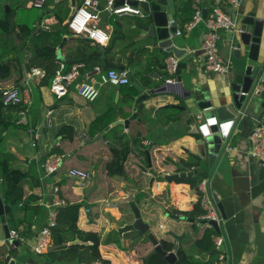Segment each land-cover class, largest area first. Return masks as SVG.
I'll list each match as a JSON object with an SVG mask.
<instances>
[{
    "label": "crops",
    "instance_id": "crops-1",
    "mask_svg": "<svg viewBox=\"0 0 264 264\" xmlns=\"http://www.w3.org/2000/svg\"><path fill=\"white\" fill-rule=\"evenodd\" d=\"M23 1L26 7H32L31 0ZM76 1L78 6L83 0ZM185 1L182 12L179 10L181 0H174V17L180 30H184L183 26L187 24L184 19L187 14L195 13V5L202 11L207 9L209 15L212 14L214 7L232 14L236 13L225 0ZM16 2L17 0H12V4H9L10 9L11 6L16 8ZM105 2L106 0H101L102 5ZM66 4L71 7V0H48L49 11L43 15L51 22L47 30L58 28V20L52 14L53 8L56 6L64 8ZM3 10L7 12L4 8ZM251 11H256L257 17L264 15V0H242L237 13L245 14ZM70 15L71 11L66 20ZM144 21L142 14H124L109 16L105 23L101 21L99 24L109 33V42L116 36L113 43L114 54L126 65V70L132 75L134 82L150 95L148 100L139 104L137 111H134L135 101L130 96L137 97L140 92L131 79L129 84L114 85L100 82V75L107 70L90 76L93 70L103 65L102 57L112 61L98 47H105L109 42L102 46L72 32L66 35L64 37L66 41L63 40L59 45H62L61 55L65 60L62 61L59 57L58 59L60 63L66 62L68 68L77 63H83L84 66L80 68V75L70 85L69 92L64 97L57 98L52 92V80L43 84L44 79L40 83L27 79L30 72L27 69V62L32 58V51L27 46L23 51L25 70L22 78L17 83L14 78L0 81V88L17 87L22 92L24 88L29 87L32 90V98L24 107L28 110V123L22 125L16 122L20 115L14 112L12 107L10 111L14 123L4 131L0 139V161L5 165V171L0 172V196L5 206L9 207L5 214L6 221L3 222L0 217V264L3 253L6 252V256L9 257L8 262L12 258L6 226L9 231L14 229L19 233L25 232L22 233L24 239L21 245L15 251L18 252V264H42L45 263V258L55 264H70L57 261L49 251L42 255L33 251L35 236L48 225L51 213L54 210L58 211L60 206L80 203L82 206L79 210L78 227L85 232H98L105 239L111 233L110 228L114 223L123 224L130 219L133 220V217L129 218L131 212L128 203L114 202V199L126 195L125 185L138 188L145 193L146 200L138 203V206L146 216L148 213L154 214L156 217L154 229L160 236L172 231L181 236V239L171 236V240L177 246L185 248L194 259L213 258L214 255L200 251L196 245V240L202 237L207 226L197 232V222L175 220L168 216L179 215L176 211H193L201 198L198 186L196 188L192 183H181L178 180L167 185L163 179L157 178L152 191L149 192L152 176L142 172L139 164L147 166L149 154L156 171L178 172L176 162L187 157L184 148L192 149L194 146V140L189 133L193 128L192 123L197 120V114L202 112L192 108L191 112L194 115L191 113L184 116L183 110L172 105L184 106L186 101L182 95H187L190 91L196 92L201 99L213 97L214 101L219 103L225 97L231 79L229 76L204 71L205 52L202 48L204 40L202 37L207 28L205 22L201 21L190 32L174 38L176 44L187 52L179 59L177 75L180 83L167 84V80L175 76L167 69V57L170 52L164 48H154L153 41L139 40L145 32L138 24H144ZM18 32L19 28L16 30V43L19 42ZM221 34L223 36L220 41L221 54L225 58L233 59L234 67L230 74L233 75L238 59L234 55L226 32L221 31ZM88 40L91 43H88ZM59 46L56 47L57 55ZM27 52L30 57L27 56ZM84 52L89 53L87 61L74 62L72 65L67 63ZM89 65L93 66L91 71L87 68ZM86 81L94 83L100 90L99 97L94 101H87L78 92V85ZM171 91L179 94H173ZM135 113L137 117L127 126L111 125L117 120L132 118ZM261 120L264 121V116ZM94 122H97L96 127H93ZM106 123L108 125L102 126ZM254 126L250 121L243 129L242 137H239L238 132L233 139L232 170L220 174L219 178L209 182L212 191L224 203L228 216L223 230L227 239L228 264H256L260 259L264 260V165L256 161L249 152L250 135ZM100 133L106 135V140L95 139ZM107 142H111L115 147L108 145ZM126 143L131 148L124 163L126 177L111 176L108 174L107 164L115 157L114 149H121ZM54 155L62 158L63 165L54 174H46L45 162ZM71 169L85 170L90 177L82 179L71 176L69 174ZM205 177L208 179V175ZM257 178L260 180L258 187L251 182ZM233 183L237 188L232 187ZM56 186L59 188L58 197L63 202L60 205L54 204L53 190ZM234 194L237 199L236 204L232 205L230 198ZM138 196L137 194L135 197L136 202ZM161 207H164L165 211ZM203 214L197 218H201ZM30 229L33 234L29 236L27 231ZM127 237L128 234L126 239ZM144 248L141 251L125 252L114 243L101 244L100 253L103 258L110 260L111 264H115V258L119 264H144L143 256L148 254L153 246L149 244ZM194 248L200 252L198 257L194 254ZM126 253L137 257L130 260Z\"/></svg>",
    "mask_w": 264,
    "mask_h": 264
},
{
    "label": "water",
    "instance_id": "water-1",
    "mask_svg": "<svg viewBox=\"0 0 264 264\" xmlns=\"http://www.w3.org/2000/svg\"><path fill=\"white\" fill-rule=\"evenodd\" d=\"M1 4L5 6V10L8 12L10 6L8 0H0ZM124 3V0H118L117 4ZM129 3L138 5L142 14L145 18L144 24H138L145 34L139 38L141 41H153L154 48H164L166 51L173 53L177 58H181L187 50L180 48L174 38L177 36L180 30L174 17L175 3L174 0H147L145 2H137L130 0ZM77 8V1L71 0V16L75 13ZM47 11L45 9L40 10V16H43ZM256 11L248 13H235L233 18L237 20L238 28L226 32V37L231 43L235 57L238 59V65L236 72L230 75V82L225 97L219 103L214 101V98H199L196 92L190 91L187 95H182V98L186 101L184 106L172 105L174 108H178L184 111L183 115L193 114L192 108H197V111L202 112L197 114V120L192 125L193 128L189 135L194 140V146L192 149L186 147L184 152L187 155L185 158H181L176 162L178 172L164 173L158 172L153 168L151 157L148 154L147 166L139 164L142 172L149 173L152 177L149 183L148 191H152V186L157 178L163 179L167 185L179 180L182 177L201 176L205 177L208 175V181L220 177V174H225L232 170V147L231 143L234 142V138L237 133H240L239 137H242V131L246 128L248 123L252 121L255 126L264 124L261 120L264 116V15L257 17ZM110 16L108 11H104L99 14V18L102 22H106ZM209 16L207 9L203 10V17L206 19ZM205 36L203 34L202 39ZM66 38L64 39V42ZM136 43V42H133ZM62 45L57 49L58 57L62 61L65 58L61 55ZM98 55H101L98 53ZM103 65L96 68L91 72L90 76H93L101 71L109 69H117L119 71H125L126 65L122 63H113L106 57H102ZM128 75L133 82V85L140 92L139 96H130L135 101L134 111H137L139 104L142 101H146L150 98L149 93L144 90L143 87L139 86L134 82V78L128 72ZM168 84V83H167ZM7 88H0V94L2 95ZM173 94H179L176 91H171ZM201 115V118H198ZM137 117L136 113L132 115V118L127 120H117L112 123V126L116 124H125ZM254 126V127H255ZM106 140V135L100 133L96 140ZM108 145L115 147L111 142H107ZM202 179V178H201ZM199 179V181L201 180ZM253 185L259 186L260 180H251ZM233 183L232 187L235 189L237 186ZM126 189V195L120 196L114 199V202L128 203L130 206L131 219L123 222V224L112 225L110 230H116L122 244L126 242V235L138 232L141 234V238L136 242V248L134 250L141 251L144 247L149 244L153 246V249L143 256V262L150 255L159 254L164 257L167 264H181L178 260L176 250L167 251L163 248L161 241L167 236H173L175 239H181V236H177L172 231L168 232L164 236H160L157 230L154 229L156 224V217L152 213H148L147 216L143 214L142 210L138 206V203L145 201L144 192L138 188H131L124 186ZM170 190V189H169ZM138 199L136 202V195ZM237 196L234 194L230 198L232 205L236 204ZM217 208L221 215L222 220L220 223L214 220H205L202 218H190L188 216L172 215L168 214L175 220H185L187 222H197L199 232L206 224L212 226L217 232L224 230V223L227 219V212L224 203L216 198ZM9 207L5 206L0 196V217L3 222L6 221V212ZM165 211L164 207H161ZM126 217V214H125ZM148 217V218H146ZM6 231L9 234V228L6 226ZM38 234L35 236V240ZM132 243L134 239H130ZM11 248H18L22 241L17 239L10 240ZM74 244H88L76 238L68 243L62 244V246L74 245ZM60 247L59 245H52L49 248L51 253L54 249ZM222 251L226 249V244L220 248ZM29 251V249H28ZM18 252L12 255V258L8 264H18ZM92 264H101L95 262ZM256 264H264V260L260 259Z\"/></svg>",
    "mask_w": 264,
    "mask_h": 264
},
{
    "label": "trees",
    "instance_id": "trees-1",
    "mask_svg": "<svg viewBox=\"0 0 264 264\" xmlns=\"http://www.w3.org/2000/svg\"><path fill=\"white\" fill-rule=\"evenodd\" d=\"M185 3V0H181L179 10L182 12H184ZM15 7L16 8L11 6V9L8 12L4 11V13L0 15V81H9L14 78L17 83L19 79L22 78L25 70L23 51L24 47L27 46L32 51V58L27 62V69L31 71L33 66L42 67L46 71V76L42 83L47 84L53 79L55 72L60 65V60L56 54V47L63 42L66 35L72 34L66 22L71 7L66 4L63 6L64 8H58L57 6L53 8L52 14L58 20V28L55 30L40 28L38 24V22L44 18V16H40V10L45 9L46 11H49L47 3L42 7L32 6L31 8H28L23 0H17ZM193 15L194 14L191 12L188 13L184 18L185 21L188 23L193 18ZM17 28H19V32L17 33L19 42L16 43ZM115 37L112 38L107 46L98 47L104 55L111 58V62L119 63L120 58L116 57V54H114L115 51H113L115 47L113 44ZM88 43H91V41L88 40ZM88 54V52H84L73 58L71 62L67 63L72 65L74 62L87 61ZM87 68L91 71L93 66L89 65ZM15 76H18V78ZM12 107L14 108V112L19 113L25 105H9L5 107L3 103V95L0 94V139L4 131L14 123L11 115L12 112L10 111ZM17 121L18 119L16 122ZM106 125H108V123L102 126ZM96 126L97 122H94L93 127ZM130 151L131 148L127 143L123 144L121 149H114L115 157L107 164L109 175H123L126 177L124 163L130 154ZM3 171H5V165L0 161V172ZM201 178V176L182 177L178 182L192 183L194 187L197 188L199 179ZM81 206L82 204L80 203H70L58 208L57 225L52 232V245H59L60 247L54 249L50 253V255L56 258L57 261H65L70 264H92L95 262L111 264L110 260L102 257L100 253L101 244L114 243L125 252L133 251L136 248V242L142 237L138 232L129 234L123 245L116 230H112L105 239L98 232H85L81 230L77 224ZM176 213L197 219V216L203 214L204 210L201 207L200 201H198L193 211H176ZM22 233L20 232L21 235H23ZM216 233L217 232L213 228L208 227L204 231L202 237L196 240L197 248L200 251L210 253L211 256L214 255L213 258L209 260L194 259L185 248L177 246L175 242L171 240L170 236L165 237L161 243L163 248L167 251L176 250L178 260L181 264H215L221 253V250L217 249L213 242V235ZM32 234L33 232L31 229L27 231V235L30 236ZM76 238H79L83 242H90V244L62 246V244L70 242ZM130 239H134L135 242L132 243ZM15 251L16 249H12L11 254L13 255ZM1 259V264H7L9 257L6 256V252L2 254ZM42 264H55V262L45 258V263ZM116 264H118L117 260ZM144 264H167V262L163 256L154 254L147 257Z\"/></svg>",
    "mask_w": 264,
    "mask_h": 264
},
{
    "label": "built area",
    "instance_id": "built-area-1",
    "mask_svg": "<svg viewBox=\"0 0 264 264\" xmlns=\"http://www.w3.org/2000/svg\"><path fill=\"white\" fill-rule=\"evenodd\" d=\"M118 0H106L105 4H101V0H83L80 5L77 6L75 13L67 20V24L71 32L78 36L86 37L99 45H106L109 42V33L102 28L100 24L99 14L108 11L110 16L118 15H139L142 14V10L138 5L129 3L130 0H124V3L117 4ZM137 2H145L147 0H135ZM234 10L240 8L242 0H225ZM48 0H31V6L42 7ZM195 13L193 18L185 25L184 30H179L177 35H183L190 32L199 22L204 21L207 30L202 44V48L205 52L204 71L209 73H217L223 76H230L231 70L234 67V61L231 57L225 58L221 54L220 41L223 36L221 31H230L238 28L237 20L233 18L232 13L226 12L220 8H213L212 14L206 19L203 17V11L195 5ZM143 15V14H142ZM55 20V19H54ZM55 22H57L55 20ZM51 22L49 19H43L39 27L44 29L50 28ZM28 54V52H27ZM30 57V54L27 55ZM84 66L83 63L73 64L68 68L66 62H61L51 82V90L57 98L64 97L70 89V85L80 75V68ZM179 67V58L173 53H170L167 57V69L175 75L174 78L167 80L168 84L180 83L177 75ZM46 76V71L39 67H33L27 74V79L35 80L40 83ZM100 82L102 84H114V85H126L130 83V77L128 71H119L117 69H109L100 75ZM79 94L87 101H94L100 95V90L92 82H81L78 85ZM32 98V90L29 87L23 89L20 92L16 87L9 88L3 93V103L7 107L9 105L22 106L27 104ZM26 108H22L19 112L18 123L26 125L28 123V113ZM51 112H49V115ZM201 118V115H198ZM251 156L258 162L264 165V124H260L254 127L250 135V149ZM63 165V160L60 156L54 155L49 158L44 165V171L46 174H54ZM69 174L74 177L89 179V173L85 170L71 169ZM201 193L200 203L204 210V214L201 216L205 220H214L218 223L222 220L221 215L217 208L216 198L218 197L215 192L212 191L209 185V181L206 177H203L198 185ZM59 188L56 186L53 190L55 195V205L62 204V200L58 197ZM89 210V209H88ZM58 211L54 210L51 213L50 220L46 227H43L39 232L36 240L33 243V251L35 254L42 255L49 251L52 244V231L57 225ZM207 227L212 228L211 225L206 224ZM17 239L23 241L22 235L17 230L9 231V241ZM213 241L217 249L221 250V246L226 244V236L222 232H217L213 236ZM215 264H228V255L226 249L221 250L219 257Z\"/></svg>",
    "mask_w": 264,
    "mask_h": 264
},
{
    "label": "rangeland",
    "instance_id": "rangeland-1",
    "mask_svg": "<svg viewBox=\"0 0 264 264\" xmlns=\"http://www.w3.org/2000/svg\"><path fill=\"white\" fill-rule=\"evenodd\" d=\"M8 4H12V0H9V3ZM3 8L5 9V6H3V5H1V3H0V15H2L3 13H4V10H3ZM2 13V14H1ZM194 250V254H195V256L196 257H198V255H199V251L196 249V248H194L193 249ZM126 255L128 256V258L131 260V259H133V258H136L137 256H130L129 255V253H126ZM39 260V259H38ZM116 258H115V264H116ZM118 261V260H117ZM111 262V261H110ZM118 264H119V262H118Z\"/></svg>",
    "mask_w": 264,
    "mask_h": 264
},
{
    "label": "flooded vegetation",
    "instance_id": "flooded-vegetation-1",
    "mask_svg": "<svg viewBox=\"0 0 264 264\" xmlns=\"http://www.w3.org/2000/svg\"><path fill=\"white\" fill-rule=\"evenodd\" d=\"M99 263H101V262H99ZM102 264V263H101Z\"/></svg>",
    "mask_w": 264,
    "mask_h": 264
},
{
    "label": "clouds",
    "instance_id": "clouds-1",
    "mask_svg": "<svg viewBox=\"0 0 264 264\" xmlns=\"http://www.w3.org/2000/svg\"><path fill=\"white\" fill-rule=\"evenodd\" d=\"M203 178V177H202Z\"/></svg>",
    "mask_w": 264,
    "mask_h": 264
}]
</instances>
